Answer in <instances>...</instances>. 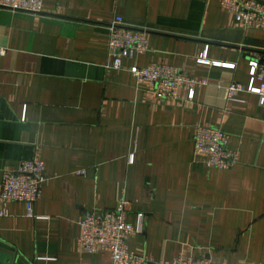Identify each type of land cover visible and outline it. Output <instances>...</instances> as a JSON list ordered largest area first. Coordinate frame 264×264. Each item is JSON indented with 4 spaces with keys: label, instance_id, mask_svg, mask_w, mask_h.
I'll return each instance as SVG.
<instances>
[{
    "label": "crops",
    "instance_id": "crops-1",
    "mask_svg": "<svg viewBox=\"0 0 264 264\" xmlns=\"http://www.w3.org/2000/svg\"><path fill=\"white\" fill-rule=\"evenodd\" d=\"M220 2L43 0L34 13L0 9V180L32 159L47 177L30 214L21 202L1 208L0 264H109L107 252L77 249V220L113 209L118 189L136 230L129 251L264 264V99L242 92L224 113L227 91L218 87L259 86L250 61L264 67V30L240 28ZM115 19L148 33L147 50L122 69L108 68ZM150 63L208 83L189 103L159 99L126 69ZM197 125L227 134L237 153L230 169L195 158Z\"/></svg>",
    "mask_w": 264,
    "mask_h": 264
},
{
    "label": "built area",
    "instance_id": "built-area-1",
    "mask_svg": "<svg viewBox=\"0 0 264 264\" xmlns=\"http://www.w3.org/2000/svg\"><path fill=\"white\" fill-rule=\"evenodd\" d=\"M42 1L0 0V9L34 13L41 10ZM220 6L233 17L234 23L240 28L264 30V2L221 0ZM107 28V51L111 58L108 68L122 69L124 58L134 59L136 55L147 50L146 30L126 27L118 19L113 20ZM3 53L4 49L0 48V57ZM199 61L204 62L205 59L201 58ZM250 65L253 78L260 81L258 87H246L237 81L218 85L227 91L224 113L230 112L233 103L240 101L239 94L242 92L251 91L264 99V67L255 61H250ZM126 69L137 82L148 83L157 98L173 99L179 103L191 102L193 90L208 83L206 79L190 77L177 67L160 63H150L144 67L133 64ZM182 89L186 91L184 97L181 96ZM193 141L195 158L210 168L230 169L237 161V153L228 147V136L220 127L197 125ZM78 173L84 175L85 170ZM46 180L44 163L40 159L21 161L14 169L4 171L0 180V214L1 208L10 202L25 203L30 214ZM115 201L113 209H88L79 215L77 249L80 252L95 255L107 252L109 264H224L195 255L179 254L171 260H158L129 251L127 241L136 232L127 221L131 203L122 189H118Z\"/></svg>",
    "mask_w": 264,
    "mask_h": 264
}]
</instances>
